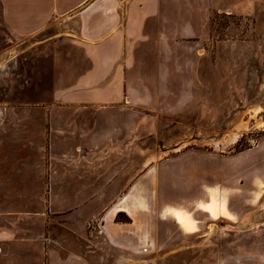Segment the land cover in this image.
<instances>
[{"label":"rangeland","instance_id":"374dc122","mask_svg":"<svg viewBox=\"0 0 264 264\" xmlns=\"http://www.w3.org/2000/svg\"><path fill=\"white\" fill-rule=\"evenodd\" d=\"M119 3L0 1V264H264V0Z\"/></svg>","mask_w":264,"mask_h":264},{"label":"crops","instance_id":"0c3cea01","mask_svg":"<svg viewBox=\"0 0 264 264\" xmlns=\"http://www.w3.org/2000/svg\"><path fill=\"white\" fill-rule=\"evenodd\" d=\"M0 1L6 21L12 25V29L18 31L36 30L50 17L70 13L77 15L82 22L81 27L86 29V31L102 32V36L109 32H116L122 17L120 0H41L42 4H39L35 11L25 10L27 6L25 7L24 4L23 12H17L18 16H11L9 13L7 1L12 5L14 0ZM131 11L126 10L125 14L128 15ZM150 11L149 8L146 9L141 6L139 14H141L142 21L145 16L150 14ZM261 147L264 152V132L261 137Z\"/></svg>","mask_w":264,"mask_h":264},{"label":"bare ground","instance_id":"6f19581e","mask_svg":"<svg viewBox=\"0 0 264 264\" xmlns=\"http://www.w3.org/2000/svg\"><path fill=\"white\" fill-rule=\"evenodd\" d=\"M259 109V106H254L253 107V111L254 113H256ZM253 113V115H254ZM240 120V119H239ZM242 120V119H241ZM255 122L257 125L259 126H263L264 125V120H263V117L262 115H256L255 117ZM239 127H240V122H236ZM244 126V125H242ZM238 127V128H239ZM238 134V131H234L231 133V135L225 139V142H229V141H232ZM230 143V142H229ZM182 145V144H181ZM179 145V146H181ZM166 151H162V150H159L156 154H150L146 159L145 161H148L149 159L151 160L152 157H160L162 154H164ZM155 159V158H154ZM206 211H208L210 213L211 216H215L218 214L217 213V210L215 209V206H214V200H211V202L209 204L206 205V208H205ZM176 222L183 228L185 229L186 231H188L189 233H193L195 231V228H194V225H193V222L192 220L190 219V217L184 215V214H178L176 216ZM213 228L210 227V231H212Z\"/></svg>","mask_w":264,"mask_h":264}]
</instances>
